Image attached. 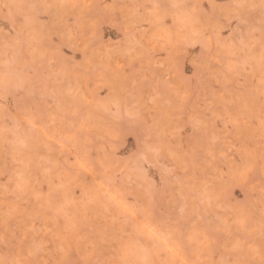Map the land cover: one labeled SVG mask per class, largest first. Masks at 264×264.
<instances>
[{
    "label": "rangeland",
    "instance_id": "obj_1",
    "mask_svg": "<svg viewBox=\"0 0 264 264\" xmlns=\"http://www.w3.org/2000/svg\"><path fill=\"white\" fill-rule=\"evenodd\" d=\"M238 2L0 0V261L235 259L239 221L264 213L259 72L244 47L261 0Z\"/></svg>",
    "mask_w": 264,
    "mask_h": 264
},
{
    "label": "snow or ice",
    "instance_id": "obj_2",
    "mask_svg": "<svg viewBox=\"0 0 264 264\" xmlns=\"http://www.w3.org/2000/svg\"><path fill=\"white\" fill-rule=\"evenodd\" d=\"M64 7L65 5H59ZM16 7H23V5H16ZM154 14L160 15L162 18L166 19L171 15L173 25H187L190 22V17L183 14L181 10L185 7L179 3H154L149 6ZM230 9L234 8L238 13L243 10L254 9L257 6L255 4H249L247 2H238L234 5L228 6ZM261 12V28L260 36L258 40L254 39V42L245 44L244 47L248 49V56L245 60V67L248 66V60L250 59L253 62V70L259 72V87L254 90L259 92L260 101H261V115H260V125L259 130L261 134L262 146H264V0H261L259 5ZM228 56H235L236 52L233 50H228L226 53ZM232 67H229V71H232ZM242 103L250 104L251 97L245 99ZM238 122V121H236ZM27 147V145H23ZM29 182V173L26 170H20L18 172V179L16 190L24 191ZM241 231L243 235H235L229 240V249L228 251L235 257V259L223 260L220 264H264V213H262L260 220L254 221L249 216L245 215L240 221ZM259 233V247H254L251 243L252 238L256 233ZM231 235V234H230ZM41 246L34 245L30 250L29 255H38L40 252ZM134 255L129 251H125L123 257L118 260H105V261H96L95 264H139L138 261L131 259L130 257ZM259 255V260L257 261L254 257ZM0 264H9L8 261H0ZM10 264H35L34 261L30 259H22L19 261H11ZM56 264H70L69 261H57ZM92 264V262H89ZM143 264H151V262L145 258Z\"/></svg>",
    "mask_w": 264,
    "mask_h": 264
},
{
    "label": "bare ground",
    "instance_id": "obj_3",
    "mask_svg": "<svg viewBox=\"0 0 264 264\" xmlns=\"http://www.w3.org/2000/svg\"><path fill=\"white\" fill-rule=\"evenodd\" d=\"M78 4H79V3H78ZM76 7H77V6H76ZM74 8H75V7H74ZM30 185H31V184H30ZM154 209H155V208H154ZM136 211H137V210H136ZM135 255H137V254H135ZM134 257H135V256H134ZM136 258H137V257H136ZM144 259H145V258H144ZM144 259H143V260H144ZM140 261H141V260H140Z\"/></svg>",
    "mask_w": 264,
    "mask_h": 264
}]
</instances>
